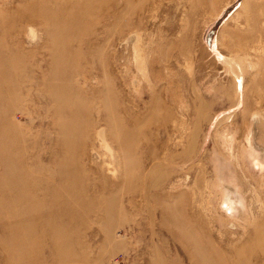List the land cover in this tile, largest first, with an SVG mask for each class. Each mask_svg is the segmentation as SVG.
Segmentation results:
<instances>
[{"label": "rangeland", "instance_id": "obj_1", "mask_svg": "<svg viewBox=\"0 0 264 264\" xmlns=\"http://www.w3.org/2000/svg\"><path fill=\"white\" fill-rule=\"evenodd\" d=\"M260 126L264 0H0V264H264Z\"/></svg>", "mask_w": 264, "mask_h": 264}, {"label": "bare ground", "instance_id": "obj_2", "mask_svg": "<svg viewBox=\"0 0 264 264\" xmlns=\"http://www.w3.org/2000/svg\"><path fill=\"white\" fill-rule=\"evenodd\" d=\"M130 35L134 36V37H130V39L134 40L133 44H135L136 39H133V38H137V37H135V34H133V33H131ZM134 49L137 51V47H134ZM235 77H236V80L239 81V79H240L239 75H235ZM252 131L251 132L253 134L251 133L250 137L247 136V138H246V140H247L246 144L242 145L240 148H236L235 152H232L231 150H229L227 148L228 146L226 145L225 148H226L227 152L224 154L225 156L222 155V157H221L222 159L224 158L225 160L228 159L227 157H229V158L231 157L232 160H233V163H234L233 164L234 165V173H236L237 175L239 173V175L242 176L243 178H245L246 174L249 173L248 169H251L250 168L251 164H249L251 162L249 154L250 153L254 154V156H252L253 159H255V158L257 159L259 156L264 157V133H263L264 128L262 126L255 127V128L252 129ZM223 143L225 144V141H223ZM257 153H258V155H257ZM243 161L245 162L246 166H243L244 164L242 165ZM237 166H238V169H236ZM217 183H218L217 186H219L221 191H223L224 195L226 197H228V200H231L234 195L236 196L235 201H232V200L230 201L231 207H233L234 202L235 203H240L241 202V194H240L241 192H239V190L237 188H235V187L231 186L229 183H227L224 180V177L222 175H219L217 177ZM246 216L247 215L242 214V218L243 219H245Z\"/></svg>", "mask_w": 264, "mask_h": 264}]
</instances>
